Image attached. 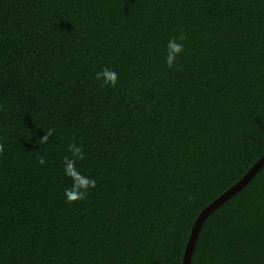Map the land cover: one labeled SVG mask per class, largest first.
Wrapping results in <instances>:
<instances>
[{
    "label": "trees",
    "instance_id": "16d2710c",
    "mask_svg": "<svg viewBox=\"0 0 264 264\" xmlns=\"http://www.w3.org/2000/svg\"><path fill=\"white\" fill-rule=\"evenodd\" d=\"M73 141L97 184L68 203ZM0 144V264H182L264 155V0H0ZM190 264H264V164Z\"/></svg>",
    "mask_w": 264,
    "mask_h": 264
},
{
    "label": "clouds",
    "instance_id": "9594fccd",
    "mask_svg": "<svg viewBox=\"0 0 264 264\" xmlns=\"http://www.w3.org/2000/svg\"><path fill=\"white\" fill-rule=\"evenodd\" d=\"M184 37L170 38L165 46L166 55L164 62L167 67L172 68L177 62V58L181 56L185 50ZM95 79L102 81L103 86L116 87L119 81V73L108 67L103 68L102 71L95 73ZM53 129H48L47 134L38 139L36 143L40 145L47 144L50 137L53 135ZM4 145L0 144V153H3ZM66 155L63 158V174L66 178L71 180V186L64 189V197L66 202L72 203L77 200H85L92 189L96 188V178L85 175L78 167L77 162L83 161L86 158V153L82 145L75 141L70 142L67 146ZM39 164L46 165L44 156L39 157Z\"/></svg>",
    "mask_w": 264,
    "mask_h": 264
},
{
    "label": "water",
    "instance_id": "95a60500",
    "mask_svg": "<svg viewBox=\"0 0 264 264\" xmlns=\"http://www.w3.org/2000/svg\"><path fill=\"white\" fill-rule=\"evenodd\" d=\"M264 164V155L251 167L250 170L232 187H230L226 192L221 194L216 200L206 206L197 216L195 221L192 224L189 238L187 240L185 250L183 253L182 264H190L191 254L198 236L200 226L207 216V214L219 206L224 200L229 196L240 190L253 176V174Z\"/></svg>",
    "mask_w": 264,
    "mask_h": 264
}]
</instances>
